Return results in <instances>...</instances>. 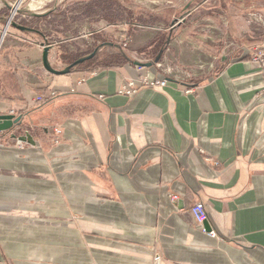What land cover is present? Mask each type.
Instances as JSON below:
<instances>
[{
	"label": "crops",
	"instance_id": "1",
	"mask_svg": "<svg viewBox=\"0 0 264 264\" xmlns=\"http://www.w3.org/2000/svg\"><path fill=\"white\" fill-rule=\"evenodd\" d=\"M45 41L64 63L61 40L0 44V115L23 121L0 133V264H264V93L247 52L160 88L128 62L55 76ZM23 131L35 146L11 139Z\"/></svg>",
	"mask_w": 264,
	"mask_h": 264
},
{
	"label": "rangeland",
	"instance_id": "2",
	"mask_svg": "<svg viewBox=\"0 0 264 264\" xmlns=\"http://www.w3.org/2000/svg\"><path fill=\"white\" fill-rule=\"evenodd\" d=\"M18 1L0 0V44L9 33L21 34L11 26L5 31L15 6L13 22L50 40L63 41L64 63L51 62L55 70L64 69L68 61L90 54L102 43L122 46L131 60L152 61L171 31L170 43L154 67L165 78L193 83L215 72L224 55L231 59L247 52L250 58L264 48V0H132L146 11L133 25H128V13L116 0ZM31 1H42L43 6L27 11ZM31 13L42 16L31 17ZM124 31L127 40L113 35ZM156 46L157 53L149 59L150 48ZM118 53L105 47L96 56Z\"/></svg>",
	"mask_w": 264,
	"mask_h": 264
},
{
	"label": "water",
	"instance_id": "3",
	"mask_svg": "<svg viewBox=\"0 0 264 264\" xmlns=\"http://www.w3.org/2000/svg\"><path fill=\"white\" fill-rule=\"evenodd\" d=\"M12 11H13V8H11V12ZM30 16L31 17H38V16H42V14L31 13ZM12 19H13V16L11 13L9 18L7 19L5 31H6L7 27L11 26L21 33L38 34V31L31 29V28H28V27H25V26H22V25H19V24L13 22ZM170 34H171V31L169 32V35L164 42V46L158 51L157 55L154 57V59L152 61L140 62V61L131 60L123 53L122 49L118 45H113L111 43H102V44H99L90 54L81 57L80 59H78L74 63L66 66L62 70H55L52 68L51 62L56 60L57 55H56V53H54L51 60L49 59L48 52L50 50L53 51L54 49L52 46H48L47 41H45V42H43V44H41V47L43 48V56H42L43 66L47 72H49L55 76L70 74L73 71H75L84 62H87V61L93 59L103 48L112 47V48L118 50L120 55L125 59V61L128 62L129 64L133 65L134 67L146 68V69L152 68V67L156 66L161 61L162 55H163L164 50H165V46H167L170 43ZM167 81L174 82V80L171 78H167ZM22 124H23V121H22L21 116H15L12 114L0 115V133L1 132H10V131H13L15 128L20 129V128H22ZM11 139H15L20 144H25V145L32 146V147L35 146V141L33 140V137L28 133V131H23V133L21 135H17L15 133H12ZM204 228L207 232L210 230L209 227L207 226V222L204 223Z\"/></svg>",
	"mask_w": 264,
	"mask_h": 264
},
{
	"label": "built area",
	"instance_id": "4",
	"mask_svg": "<svg viewBox=\"0 0 264 264\" xmlns=\"http://www.w3.org/2000/svg\"><path fill=\"white\" fill-rule=\"evenodd\" d=\"M248 66L251 71H255L258 73L261 82H262V89L261 93H264V48H260L256 50L253 55L249 58ZM139 83L141 86L144 87H160L163 88L167 85L168 81L166 78H163L162 80H149L146 76H142L139 79ZM137 87L135 86V83L133 81H127L125 84H123L120 89L118 90L119 95L124 96H131L137 92ZM56 96V93L51 91L47 94V98H54ZM42 101V97H37L35 99V102L39 103ZM9 114H13V112H10ZM60 135L61 131L59 129H55L53 133V142L58 143L60 141ZM19 145H22L18 143ZM172 201L176 200L175 196L170 197ZM189 213L197 226L203 233H206L209 237L214 238L215 233L212 231H206L204 228V223L207 220V216L204 210V207L201 203L197 202L194 203L189 208ZM161 256L156 255L152 259V264H159L161 261Z\"/></svg>",
	"mask_w": 264,
	"mask_h": 264
},
{
	"label": "trees",
	"instance_id": "5",
	"mask_svg": "<svg viewBox=\"0 0 264 264\" xmlns=\"http://www.w3.org/2000/svg\"><path fill=\"white\" fill-rule=\"evenodd\" d=\"M116 2L123 8V10L125 12L128 13V17H129V20H130L128 22V25H133L135 20L137 19V17L139 15H141V14H144L146 12L139 5H136L135 3H133L132 0H124V1L116 0ZM231 30H233V28ZM21 34L22 35H28V36L34 35V34H26V33H21ZM116 34L118 35L119 39L126 38L125 36L127 35L126 31H124V32H114L113 33V35H116ZM36 35H41V36L45 37L44 35H42L39 32ZM126 40H127V38H126ZM121 48H122V46H121ZM142 51H145V50L143 49ZM156 53H157V46L153 47V48H150L149 59L154 57V55ZM84 55H80V56H78L76 58L71 59L70 61H68L66 63V65L68 66V65L74 63L75 61H77L78 59L83 57ZM244 59H246V58H244ZM118 62H120V63H124L125 62V59L120 55V53H118L116 56H106V57H103V58H98V56H96L95 58H93V59L81 64L76 69V71L84 70L86 72H91L92 70L97 69V68H104V69L111 68L115 63H118Z\"/></svg>",
	"mask_w": 264,
	"mask_h": 264
},
{
	"label": "bare ground",
	"instance_id": "6",
	"mask_svg": "<svg viewBox=\"0 0 264 264\" xmlns=\"http://www.w3.org/2000/svg\"><path fill=\"white\" fill-rule=\"evenodd\" d=\"M20 1V0H19ZM18 1V3H19ZM17 3V4H18ZM16 4V5H17ZM43 5V2L42 1H31L27 4V7L26 9L30 12H33V11H36V10H39L41 8V6ZM18 9L15 8V6L13 7V11H12V16H14L15 12L17 11ZM5 32V31H4Z\"/></svg>",
	"mask_w": 264,
	"mask_h": 264
},
{
	"label": "flooded vegetation",
	"instance_id": "7",
	"mask_svg": "<svg viewBox=\"0 0 264 264\" xmlns=\"http://www.w3.org/2000/svg\"><path fill=\"white\" fill-rule=\"evenodd\" d=\"M101 52V51H100ZM95 58V57H94Z\"/></svg>",
	"mask_w": 264,
	"mask_h": 264
}]
</instances>
